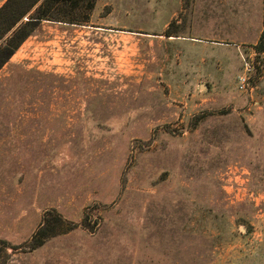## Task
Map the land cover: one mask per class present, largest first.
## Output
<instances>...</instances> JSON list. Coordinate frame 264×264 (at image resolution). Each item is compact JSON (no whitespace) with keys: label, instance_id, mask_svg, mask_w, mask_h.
Masks as SVG:
<instances>
[{"label":"rangeland","instance_id":"1","mask_svg":"<svg viewBox=\"0 0 264 264\" xmlns=\"http://www.w3.org/2000/svg\"><path fill=\"white\" fill-rule=\"evenodd\" d=\"M263 32L264 0L39 22L0 68L6 264H264Z\"/></svg>","mask_w":264,"mask_h":264},{"label":"trees","instance_id":"2","mask_svg":"<svg viewBox=\"0 0 264 264\" xmlns=\"http://www.w3.org/2000/svg\"><path fill=\"white\" fill-rule=\"evenodd\" d=\"M17 1L18 0H7L0 7V15L3 11L8 12V18L11 22L8 29L12 28L39 0H33L25 9H20L15 4L14 6L11 4L19 3ZM94 2L95 0H41L36 6L34 13L30 15L26 21L21 22L14 28L8 42L0 46V68L13 55L20 43L31 34L39 22L42 20H53L70 24H81V22H86L88 20L89 12L94 6ZM263 35L264 32L260 40ZM259 49L264 50L262 47ZM37 233H39V231ZM6 260V253L3 255L0 253V264H6Z\"/></svg>","mask_w":264,"mask_h":264},{"label":"built area","instance_id":"3","mask_svg":"<svg viewBox=\"0 0 264 264\" xmlns=\"http://www.w3.org/2000/svg\"><path fill=\"white\" fill-rule=\"evenodd\" d=\"M243 80H244V78H243Z\"/></svg>","mask_w":264,"mask_h":264}]
</instances>
